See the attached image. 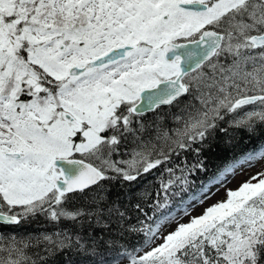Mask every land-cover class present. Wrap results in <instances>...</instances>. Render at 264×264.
<instances>
[{
    "label": "snow or ice",
    "instance_id": "1",
    "mask_svg": "<svg viewBox=\"0 0 264 264\" xmlns=\"http://www.w3.org/2000/svg\"><path fill=\"white\" fill-rule=\"evenodd\" d=\"M221 135L264 137V0H0V264H264Z\"/></svg>",
    "mask_w": 264,
    "mask_h": 264
},
{
    "label": "trees",
    "instance_id": "2",
    "mask_svg": "<svg viewBox=\"0 0 264 264\" xmlns=\"http://www.w3.org/2000/svg\"><path fill=\"white\" fill-rule=\"evenodd\" d=\"M226 139V137H223L221 135L218 138V143L214 145L213 150L205 152L204 159H206L208 171L207 173H200L199 176L196 177L198 182L206 180L208 176H211L217 168L226 163L233 155H236L237 153L245 150L253 149L264 144V137H260L258 135L253 137H248L246 135H237L236 139L232 141V143L236 146L234 148H230L224 143ZM191 159L192 157L189 156V160ZM48 227L50 226L44 225L42 227L40 223H30L22 226L19 230V233L25 234L26 232H38ZM69 256L77 261L85 259V257L76 253H69ZM86 259L87 264H91L92 260H94L95 257L89 255ZM59 260L61 264H64L65 257L61 256L59 257Z\"/></svg>",
    "mask_w": 264,
    "mask_h": 264
},
{
    "label": "rangeland",
    "instance_id": "3",
    "mask_svg": "<svg viewBox=\"0 0 264 264\" xmlns=\"http://www.w3.org/2000/svg\"><path fill=\"white\" fill-rule=\"evenodd\" d=\"M241 179L243 178V177H240Z\"/></svg>",
    "mask_w": 264,
    "mask_h": 264
}]
</instances>
